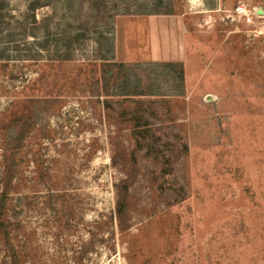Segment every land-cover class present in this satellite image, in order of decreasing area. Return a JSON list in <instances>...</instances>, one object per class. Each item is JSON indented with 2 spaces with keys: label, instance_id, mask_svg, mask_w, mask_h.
<instances>
[{
  "label": "rangeland",
  "instance_id": "rangeland-1",
  "mask_svg": "<svg viewBox=\"0 0 264 264\" xmlns=\"http://www.w3.org/2000/svg\"><path fill=\"white\" fill-rule=\"evenodd\" d=\"M104 58L158 100L168 175L132 98L97 95ZM5 187L0 264H264V0H0Z\"/></svg>",
  "mask_w": 264,
  "mask_h": 264
},
{
  "label": "trees",
  "instance_id": "trees-1",
  "mask_svg": "<svg viewBox=\"0 0 264 264\" xmlns=\"http://www.w3.org/2000/svg\"><path fill=\"white\" fill-rule=\"evenodd\" d=\"M104 61L100 64V69H98V74L96 76L95 84L97 87V95L102 94L106 96L104 100V106L106 109H112L113 103L116 102L112 98L114 95L122 96L125 98H132L133 104L132 108H123L121 114L128 116L132 126V135L135 138L137 149L145 150L146 156L154 160V162L161 165V172L169 174L172 172L174 160H179L181 154L179 152L175 153V150H171V147H166V141L164 139V134H162V127L155 126L152 122L151 114H155L154 106L158 100H147L145 97L150 94L146 88H144L139 78L133 82L131 80L130 72L133 71V64L124 61H113L110 59H103ZM137 75V74H136ZM116 87V94L113 93V87ZM137 97V98H135ZM135 98V99H134ZM118 101L117 102H125ZM184 150H188V145L183 143ZM121 155V154H119ZM120 158V157H119ZM128 158V159H127ZM136 159V150L127 152L123 157L122 163L132 165L133 161ZM118 157L113 158V164L118 165ZM130 162V164H129ZM14 165V164H13ZM13 165H8L4 170L3 176L6 177L7 183H11L14 167ZM162 175V177H164ZM129 176V175H128ZM130 176L127 179L122 180L120 187L118 189V202H117V218L119 220V226H122V217L125 215L129 206V187H130ZM122 189V191H120ZM8 193V188L5 190L0 199V232L3 230H8L7 225L4 220V209H5V198L4 196ZM181 196V195H180ZM182 200L185 198V194L181 196ZM14 251V250H13ZM15 252V251H14ZM13 264H17L18 256L17 253L12 254Z\"/></svg>",
  "mask_w": 264,
  "mask_h": 264
},
{
  "label": "built area",
  "instance_id": "built-area-1",
  "mask_svg": "<svg viewBox=\"0 0 264 264\" xmlns=\"http://www.w3.org/2000/svg\"><path fill=\"white\" fill-rule=\"evenodd\" d=\"M240 9H241V7L238 8V10H240ZM243 10H244V8H243Z\"/></svg>",
  "mask_w": 264,
  "mask_h": 264
}]
</instances>
